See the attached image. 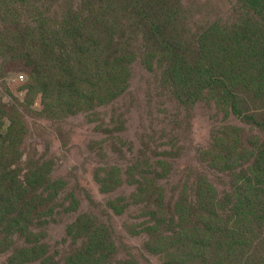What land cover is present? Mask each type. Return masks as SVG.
Here are the masks:
<instances>
[{
    "label": "rangeland",
    "instance_id": "rangeland-1",
    "mask_svg": "<svg viewBox=\"0 0 264 264\" xmlns=\"http://www.w3.org/2000/svg\"><path fill=\"white\" fill-rule=\"evenodd\" d=\"M141 4L147 16L138 24L140 15L132 6L119 3L109 12L131 39L124 38L134 58L123 94L75 105L66 93L48 85V80L59 77L57 71L41 75L48 79L46 84L31 90L35 74L19 47L26 26H39L34 21L40 13L58 22L82 5L81 0L16 1L10 8L15 18L10 11L5 13L8 4L0 0V157H12L19 186L22 181L26 188L21 200L10 206L12 201L0 194V264H65L97 241L103 243L100 251L112 255L111 264L129 259L161 264L160 257L144 245L149 222L164 220L161 213L167 205L171 215L183 193L195 197L200 176L219 191L228 186L227 174L202 161L201 151L225 126L239 127L247 135L255 130L208 99L189 106L176 100L170 85L162 83L171 81L164 71L172 63L164 51L166 35L148 34L152 24L148 16L152 10L157 15L175 11L166 22L173 32L168 37L180 36V52L190 60L195 59L190 51L206 40L213 27L236 42V28L243 25L250 5L247 0H143ZM53 21L48 30H58ZM27 55L38 64L48 62L36 50ZM12 124L21 144L5 151L4 137ZM154 189H159L161 200ZM7 227L13 231H6ZM25 248H43L46 253L29 262L30 256L21 253Z\"/></svg>",
    "mask_w": 264,
    "mask_h": 264
},
{
    "label": "trees",
    "instance_id": "trees-1",
    "mask_svg": "<svg viewBox=\"0 0 264 264\" xmlns=\"http://www.w3.org/2000/svg\"><path fill=\"white\" fill-rule=\"evenodd\" d=\"M16 1L28 2L5 0V5L8 4L5 13L10 11L12 18L15 14L10 8ZM142 1L81 0L82 5L58 22L40 13L34 21L39 26H26L19 47L35 74L31 90L46 84L48 79L42 76L57 71L59 77L53 82L48 80V85L66 93L75 105L82 104L83 100L105 102L122 95L129 78L128 66L134 57L129 51L131 45L124 41V38L131 39L119 27L120 21L109 12L119 3L132 6L140 15L138 24L147 16ZM247 2L250 9L244 15L243 25L236 28V42L226 32L213 27L206 40L190 51L195 56L190 60L180 52V36L168 37L173 32L168 31L166 22L173 18L175 11L157 15L152 10L148 16L152 23L148 25V34L166 35L164 51L172 63L164 71L171 81L163 79L162 83L170 85L176 100L189 106L208 99L220 111L234 115L255 130L251 135L234 126L215 131L210 146L199 157L210 168L226 173L228 186L219 191L200 176L195 184V197L183 193L171 215H168L171 207L167 205L161 213L164 220L149 222L145 229L148 240L144 245L147 251L160 257L161 264H264V0ZM51 21L58 30L47 29ZM116 36L119 42H115ZM29 50L38 51L48 62H34L27 55ZM4 138L5 151L21 144L14 124ZM0 166L3 167L0 194L12 201L8 203L10 206L21 200L26 188L22 181L19 186L18 169L10 155L0 157ZM154 190L161 200L159 189ZM111 205L120 212L114 203ZM160 207L151 210V214ZM80 222L81 219L75 226ZM6 231L11 232L13 228L7 227ZM102 244L97 241L86 245L65 264H111L108 259L112 255L104 249L100 251ZM21 253L30 256L31 262L33 257H43L46 250L25 248ZM116 264L139 263L129 259Z\"/></svg>",
    "mask_w": 264,
    "mask_h": 264
}]
</instances>
